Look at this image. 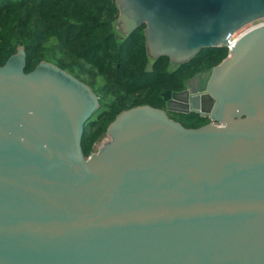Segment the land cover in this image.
Masks as SVG:
<instances>
[{"label": "water", "instance_id": "water-1", "mask_svg": "<svg viewBox=\"0 0 264 264\" xmlns=\"http://www.w3.org/2000/svg\"><path fill=\"white\" fill-rule=\"evenodd\" d=\"M116 2L122 33L146 25L150 58L177 66L264 20V0ZM23 64L0 68V264H264V27L162 94L167 111L217 124L188 129L136 107L108 132L139 110L160 120L89 157L95 93Z\"/></svg>", "mask_w": 264, "mask_h": 264}, {"label": "trees", "instance_id": "trees-1", "mask_svg": "<svg viewBox=\"0 0 264 264\" xmlns=\"http://www.w3.org/2000/svg\"><path fill=\"white\" fill-rule=\"evenodd\" d=\"M118 18L116 0H0V67L22 48L26 74L48 63L87 83L99 97L100 106L85 126L86 157L120 114L140 106L167 110L164 92L185 90L189 79L230 54L226 47L206 48L178 66L168 57L153 59L146 25L119 39ZM149 64L152 73L146 71ZM176 116L188 129L210 122L194 113Z\"/></svg>", "mask_w": 264, "mask_h": 264}, {"label": "rangeland", "instance_id": "rangeland-1", "mask_svg": "<svg viewBox=\"0 0 264 264\" xmlns=\"http://www.w3.org/2000/svg\"><path fill=\"white\" fill-rule=\"evenodd\" d=\"M116 31H117L119 39H122V36L124 34L122 33V29L120 28V26L117 23H116ZM23 51L24 50L21 48L19 50V52L15 56L23 55L25 57V55L23 54ZM46 64H48V63H46ZM23 66H24V64H23ZM4 67H0V68H4ZM42 68H46V69H49L50 71L54 72L53 70H51L50 67L44 66ZM55 73L61 75L59 72H55ZM85 85L87 87H89V89L92 90V88L87 83ZM94 93H95V90H94ZM97 100H99V97L97 95H95L94 98H93V101H97ZM99 106H100V102H99ZM168 113L171 116V118H175V115L173 113H171L169 111H168ZM154 117H158V115H156V114H154L152 112H149V111H145V110H139V111L129 115L128 117H126L125 119L122 120V122L119 124L118 127H115L114 129H112L111 132L107 131V133L104 136V138L97 143V145L95 147V152H99V151H101L102 149H104L106 147H110L114 143H116L117 141H119L121 139L123 140L130 133H132L134 131V129H136L138 126H140L142 124H145V122L150 121Z\"/></svg>", "mask_w": 264, "mask_h": 264}, {"label": "built area", "instance_id": "built-area-1", "mask_svg": "<svg viewBox=\"0 0 264 264\" xmlns=\"http://www.w3.org/2000/svg\"><path fill=\"white\" fill-rule=\"evenodd\" d=\"M262 22H264V20H260L258 22H255V23L245 27L244 29L238 31L237 33H235L230 38L229 43L225 47L229 50V52H231L234 48H236V46L238 45L241 38H244L246 36V34L249 33V31H251L254 27H257L260 24H262Z\"/></svg>", "mask_w": 264, "mask_h": 264}, {"label": "flooded vegetation", "instance_id": "flooded-vegetation-1", "mask_svg": "<svg viewBox=\"0 0 264 264\" xmlns=\"http://www.w3.org/2000/svg\"><path fill=\"white\" fill-rule=\"evenodd\" d=\"M262 27H264V26H262ZM209 70V69H208ZM206 71V70H205ZM203 72V71H202ZM201 73V72H200ZM69 86L70 87H74L73 86V84L72 83H69ZM186 89H187V87H186ZM185 89V90H186ZM185 90H183V91H185ZM173 92V91H172ZM180 92H182V91H180ZM173 93H176V92H173ZM167 105V104H166ZM165 112L167 113V115L170 117V119H172V120H174V121H176V122H179L178 120H179V116H176V115H179V114H177V113H173V114H176L175 115V118H171V116L169 115V113H168V111H166L165 110ZM204 118H206V119H208L210 122H209V124H211V123H214V124H217L212 118H210V117H204ZM153 120H154V118L153 119H151L150 120V123H152L153 122ZM147 124V123H146Z\"/></svg>", "mask_w": 264, "mask_h": 264}, {"label": "bare ground", "instance_id": "bare-ground-1", "mask_svg": "<svg viewBox=\"0 0 264 264\" xmlns=\"http://www.w3.org/2000/svg\"><path fill=\"white\" fill-rule=\"evenodd\" d=\"M262 26H264V22H262V24H260L259 26L254 27L251 31H249V33L253 32V31H255V30L259 29V28H263ZM249 33H247V34L245 33V34L248 35ZM243 39H244V38H241V39H240L238 45L243 41ZM238 45H237V46H238ZM237 46H236V47H237ZM159 120H160L159 116H158V117H154V120H153L152 123H154V122H158ZM146 123H150V121L145 122V124H146Z\"/></svg>", "mask_w": 264, "mask_h": 264}]
</instances>
